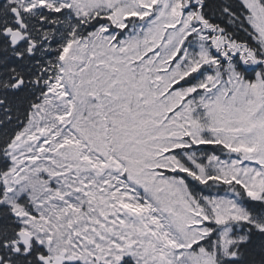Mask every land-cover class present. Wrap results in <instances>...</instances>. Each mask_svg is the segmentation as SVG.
Here are the masks:
<instances>
[{
  "label": "snow or ice",
  "instance_id": "6c2138e0",
  "mask_svg": "<svg viewBox=\"0 0 264 264\" xmlns=\"http://www.w3.org/2000/svg\"><path fill=\"white\" fill-rule=\"evenodd\" d=\"M0 264H264V0H0Z\"/></svg>",
  "mask_w": 264,
  "mask_h": 264
}]
</instances>
